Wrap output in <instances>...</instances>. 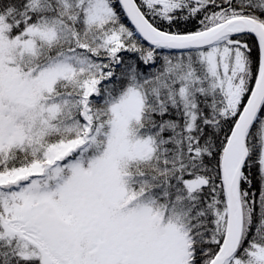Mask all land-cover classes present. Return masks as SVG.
<instances>
[{"label":"snow or ice","instance_id":"snow-or-ice-1","mask_svg":"<svg viewBox=\"0 0 264 264\" xmlns=\"http://www.w3.org/2000/svg\"><path fill=\"white\" fill-rule=\"evenodd\" d=\"M0 264H264V0H0Z\"/></svg>","mask_w":264,"mask_h":264}]
</instances>
